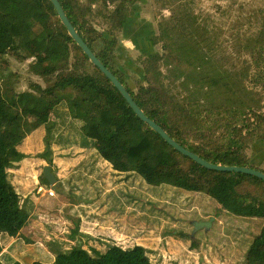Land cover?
<instances>
[{"label": "trees", "instance_id": "trees-1", "mask_svg": "<svg viewBox=\"0 0 264 264\" xmlns=\"http://www.w3.org/2000/svg\"><path fill=\"white\" fill-rule=\"evenodd\" d=\"M59 2L89 48L144 113L172 138L213 163L264 172L248 155L252 144L264 142V23L252 40L240 43V50L250 53L251 64L231 68L232 61L214 59L215 40L206 28L196 26L186 15L168 19L149 42L162 41L170 63L165 56L138 55L144 79H134L133 89L113 61L117 35L133 15L137 0ZM96 26L105 28L110 39ZM72 51L80 54L82 63L69 68ZM4 55L29 61L28 70L47 84L43 88L31 85L37 95L29 98L14 89L11 72L0 83V264H154L137 245L92 247V254L81 246L54 254L33 241L17 246L30 211L28 201L21 202L13 189L8 171L18 168L27 134L47 125L50 116L62 113L66 105L79 134L92 145L83 168L96 172L99 162L105 163L110 167L109 179L117 180L118 197L110 195L99 202L100 192L93 191L97 196L85 201L89 206L99 208L109 202L123 213L127 208L123 198L130 199L131 179L127 177L136 176L142 182L136 187L141 190H134L136 196L140 202L145 196L146 204L157 208L156 213L199 212L203 221L225 213L259 218L253 227L227 217L223 231L210 240L221 256L236 254L241 264H264V181L242 173L208 170L170 147L89 63L49 0H0V62ZM163 60L170 64L164 71ZM39 177L47 182L43 174ZM139 207L145 208L143 203Z\"/></svg>", "mask_w": 264, "mask_h": 264}, {"label": "rangeland", "instance_id": "rangeland-1", "mask_svg": "<svg viewBox=\"0 0 264 264\" xmlns=\"http://www.w3.org/2000/svg\"><path fill=\"white\" fill-rule=\"evenodd\" d=\"M132 11L133 15L127 18L129 21L124 23L123 30L117 35V51L113 62L133 89L134 79H144L143 67L137 62L138 55H161L168 61L162 41L149 47V39L159 35L160 25L163 26L168 19L186 15L196 26L206 28L215 40L214 59L232 61L231 68H238L243 63L251 64L250 53L240 50V43L246 38L252 40L264 23V0H137ZM132 18L136 21L130 22ZM96 27L110 39L105 28ZM142 44H145V52L138 49ZM127 53L130 54V60L126 59ZM79 56V53L72 51L69 68L82 63ZM2 59L0 83L3 75L11 72L15 79L14 89L17 92L24 91L29 98L37 95L33 85L46 86V81L28 70L29 61L19 62L8 55ZM168 66L163 60V71ZM66 107L61 108L62 113L52 114L47 125H40L27 134L18 168L8 171V179L20 201H28L30 213L35 215L36 221L42 222L36 227L37 233L44 234L48 240H53L51 242L63 238V250L81 246L90 254V249L95 248L97 242L100 249L113 244L122 248L142 246L154 264H241V257L236 254L231 258L218 254L210 239L214 240L215 235L223 231L224 219L227 217L237 224L245 223L253 227L260 221L259 218H237L229 213L214 215L209 218L213 220L208 230L200 228L194 232L192 221H203L202 213H171V216L166 215L168 213H156L157 208L146 204L145 196L142 202L136 196L134 190L139 184L142 185L141 179L136 176L127 177L131 179L127 191L130 199L123 198L127 202L123 213L115 211L113 203L109 202L99 208L89 206L85 201L96 197V191L100 192L99 202L110 195L118 197L117 180L115 177L113 181L109 179L110 167L105 163L99 162L96 172L83 168L92 145L89 139L79 134ZM30 119L36 124L33 116ZM248 155L252 164L264 169V142L252 144ZM46 166H50L56 178L54 196L37 191L38 184L45 190L50 186L48 182H41L39 177ZM75 185L77 190L74 189ZM142 203L144 209L139 207ZM106 209L108 213H103ZM179 209L183 211L181 207ZM129 210L132 212L126 213ZM180 217L183 228L179 227ZM167 224L173 228H167ZM56 235H60L59 238Z\"/></svg>", "mask_w": 264, "mask_h": 264}, {"label": "water", "instance_id": "water-1", "mask_svg": "<svg viewBox=\"0 0 264 264\" xmlns=\"http://www.w3.org/2000/svg\"><path fill=\"white\" fill-rule=\"evenodd\" d=\"M53 5L57 16L61 22V24L65 27L68 35L71 37L73 42L79 47V49L83 52V54L88 58L89 62L110 81V83L117 89V91L121 94V96L125 99L128 106L132 109V111L136 114V116L145 123L150 130L157 133L170 147H172L175 151L179 152L183 156L191 159L198 165L213 171H221V172H235L242 173L246 175L253 176L264 181V172L259 169L248 167V166H239V165H223L213 163L209 160L204 159L197 153H194L181 145L178 141L172 138L167 131L162 128L157 122L153 119L149 118L144 111L137 105L134 101L131 94L127 91L126 87L121 83V81L100 61V59L95 55V53L89 48L83 38L79 35L75 27L69 21L66 16L59 0H49ZM43 176L47 180V182L55 188L57 186L56 178L51 173L50 166H46L43 169ZM213 218L207 221H192L194 232L200 228L207 229L211 226Z\"/></svg>", "mask_w": 264, "mask_h": 264}, {"label": "crops", "instance_id": "crops-1", "mask_svg": "<svg viewBox=\"0 0 264 264\" xmlns=\"http://www.w3.org/2000/svg\"><path fill=\"white\" fill-rule=\"evenodd\" d=\"M126 21H129L128 19H126ZM136 21L134 18L131 19L130 22H134ZM136 35V30H134V34L133 36ZM141 40L142 41H145V43H147V41L145 40L144 37H141ZM151 46V44L149 45V47ZM138 49H142L139 48ZM145 52V51H144ZM146 52H149L146 50ZM128 54V57L130 56L129 53ZM126 58L128 60H130V57L129 58ZM33 218V219H32ZM40 218V217H39ZM42 222H38L35 220V215L32 214V213H29V216L27 218V221L26 223L23 225V227L21 228L20 232H19V236H18V242H20L21 244L23 242H26V241H33L34 243H38L39 245H41V247H43L47 252L51 253V254H54L57 252H67L68 250H63L64 248V239L63 238H59L58 236L60 235H56L57 238H59L56 242H51L53 240H48L47 238L48 237H45L44 234H41V233H37V225H41ZM97 248H101V246L99 245V243L97 242V245H95ZM3 247L5 248L6 246L3 245ZM95 247V248H96ZM103 248V247H102ZM71 249V248H70Z\"/></svg>", "mask_w": 264, "mask_h": 264}, {"label": "built area", "instance_id": "built-area-1", "mask_svg": "<svg viewBox=\"0 0 264 264\" xmlns=\"http://www.w3.org/2000/svg\"><path fill=\"white\" fill-rule=\"evenodd\" d=\"M53 186H49V188L47 190H45L44 187H42L40 184H38L37 186V191L42 193L43 195H48V196H54V191H53Z\"/></svg>", "mask_w": 264, "mask_h": 264}, {"label": "bare ground", "instance_id": "bare-ground-1", "mask_svg": "<svg viewBox=\"0 0 264 264\" xmlns=\"http://www.w3.org/2000/svg\"><path fill=\"white\" fill-rule=\"evenodd\" d=\"M144 51H145V44H142V47H141Z\"/></svg>", "mask_w": 264, "mask_h": 264}]
</instances>
